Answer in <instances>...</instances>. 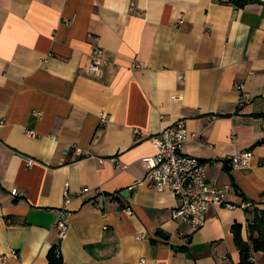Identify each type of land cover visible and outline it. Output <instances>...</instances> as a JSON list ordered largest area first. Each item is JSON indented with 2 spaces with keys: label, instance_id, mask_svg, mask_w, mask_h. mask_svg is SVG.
Segmentation results:
<instances>
[{
  "label": "crops",
  "instance_id": "1",
  "mask_svg": "<svg viewBox=\"0 0 264 264\" xmlns=\"http://www.w3.org/2000/svg\"><path fill=\"white\" fill-rule=\"evenodd\" d=\"M0 120V264L53 249L63 264H239L233 228L249 242L264 211V0H0ZM180 121L195 136L182 153L235 206L198 230L172 220L170 191L139 185L152 138ZM245 151L250 168H226Z\"/></svg>",
  "mask_w": 264,
  "mask_h": 264
},
{
  "label": "built area",
  "instance_id": "2",
  "mask_svg": "<svg viewBox=\"0 0 264 264\" xmlns=\"http://www.w3.org/2000/svg\"><path fill=\"white\" fill-rule=\"evenodd\" d=\"M104 65L103 51L97 45L93 47L91 70L99 72ZM182 82L183 76H178ZM239 91L243 86L238 87ZM245 99L239 102L243 106ZM107 118H102L106 122ZM5 126V122L0 120V130ZM34 136L32 132L27 133ZM136 136H142L139 130ZM194 135H190L183 121L176 125L162 130L151 140L155 155L143 160L147 170L146 178L139 185L158 192L170 191L178 200V205L172 209L171 218L175 222L185 223L193 230L202 228L207 221V214L211 206H222L234 209L235 206L226 201L227 188H218L210 183L205 165L198 159L184 155L183 145L188 140H193ZM253 159L251 151L232 154L226 158L225 166L231 170L250 168ZM32 165V161H28ZM86 193V190L81 192ZM13 196H18L17 189L12 191ZM65 204L70 203L68 187L64 192ZM252 204L244 202L241 208L250 209ZM69 216L66 211H60L55 224L58 237L62 241L67 237L69 231Z\"/></svg>",
  "mask_w": 264,
  "mask_h": 264
},
{
  "label": "trees",
  "instance_id": "3",
  "mask_svg": "<svg viewBox=\"0 0 264 264\" xmlns=\"http://www.w3.org/2000/svg\"><path fill=\"white\" fill-rule=\"evenodd\" d=\"M230 2L237 7H245L252 3H259V0H224ZM249 242H245L241 235V227L235 226L233 234L236 246L240 253L239 264H254L252 262V254L264 253V211L255 210L253 212V221L249 223ZM49 264H63V261L58 257L57 250L53 249L48 255Z\"/></svg>",
  "mask_w": 264,
  "mask_h": 264
}]
</instances>
